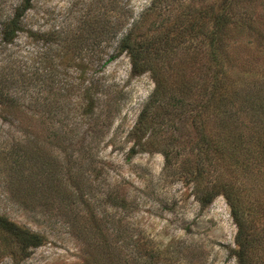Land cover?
I'll return each instance as SVG.
<instances>
[{
  "label": "rangeland",
  "instance_id": "rangeland-1",
  "mask_svg": "<svg viewBox=\"0 0 264 264\" xmlns=\"http://www.w3.org/2000/svg\"><path fill=\"white\" fill-rule=\"evenodd\" d=\"M21 1L0 0V22ZM219 1L30 0L13 44L0 46V74L11 60L20 72L32 71L38 49L55 58L56 72L42 87L31 86L25 97L31 106L19 121L0 108V214L43 239L26 252L13 244L0 264H87L88 254L89 264H236L230 251L237 228L224 197L200 206L193 184L181 172L183 161L193 160L195 166L197 159L205 160L204 150L191 145L197 131L189 121L164 117L155 128L163 145L138 150L131 129L154 82L147 72L132 73L127 54L109 59L135 22L137 36L165 27L172 34L187 29L186 23L200 22L201 10ZM236 1L235 16L253 21L264 37V0ZM96 27L102 33L97 35ZM200 29L194 28V34ZM202 37L170 43L168 63L178 59L196 70L201 57L192 64L195 54L182 50L184 45L204 50ZM242 38L254 40V35L246 31ZM256 40L255 48L243 47V40L233 52L239 56L237 68L250 70L247 79L254 75L258 81L241 95L252 93L264 102V42ZM243 115L244 131L251 133L254 115ZM205 118V133L214 138L223 132L219 115ZM156 147L168 151L167 167ZM255 176L243 177L242 183L258 187L264 196V182ZM51 177L62 183L56 190ZM256 258L252 264H258Z\"/></svg>",
  "mask_w": 264,
  "mask_h": 264
},
{
  "label": "trees",
  "instance_id": "trees-1",
  "mask_svg": "<svg viewBox=\"0 0 264 264\" xmlns=\"http://www.w3.org/2000/svg\"><path fill=\"white\" fill-rule=\"evenodd\" d=\"M155 1L168 4L171 0H152L151 5ZM29 2L30 0H22L12 15L0 22L2 49L13 44L22 30V15L29 7ZM235 8L236 4L232 5V0H220L211 4L201 10L200 22L186 23L188 28L180 31L181 33L174 30L171 34V29L165 27L166 29L137 36L135 32L138 22H135L121 36L113 50L115 53L109 59L127 54L132 73L147 72L154 82L149 100L131 129V134L138 137L135 143L137 149L147 152L153 151L155 145H163L157 141L155 128L159 127L164 117L171 118L170 122L177 121L180 124L191 122L198 133L197 140L191 145L196 144V150L199 152L204 150L206 157L204 162L197 159L195 166L193 160L183 161L186 166L181 172L186 180L193 184L194 194L200 206L208 205L218 195L224 197L237 228L234 236L235 246L230 251L236 264H252L255 255L257 261L254 263L264 264L262 252L258 253L264 251V224L259 222L264 220V196L258 192V187L254 189L255 186L248 187L242 183L243 177H252L253 173L255 178L264 182V102L249 96L252 93L241 95L246 90L250 91L251 87L254 89L258 81H254V75L247 79V75H251L250 70L247 74L237 68L236 61L239 56L233 52L234 46L243 40L247 43L243 47L252 45L255 48L257 43H253L257 42L256 37L263 42L264 37L262 31L254 28L253 21L235 16ZM198 27L202 29L201 34H194L196 31L193 29ZM96 29L100 28H94ZM96 31L97 35L102 33L98 32L100 30ZM246 31L254 35V40L242 38ZM198 35L203 36L200 43L205 47L204 50L197 51L196 48L184 44L182 50L195 54L191 55L190 63L197 56L201 57L196 70L178 63V59L168 63L166 53L167 48L172 46L170 43L178 41V38L182 43ZM38 50L41 52L35 50V63L30 64L35 65L32 71L20 72L15 61L11 60L0 74V108L16 121H19L31 106L25 97H29L32 87H42L50 80L51 72H56L53 67L55 58L47 56L41 49ZM257 50H260V45ZM9 57L12 58L11 54L8 59ZM262 75L264 76V70ZM209 113L219 115V126L223 130L214 138L211 133H205V115ZM243 113L254 115L249 120V126H254L252 130L248 126L251 133L244 131L247 128L243 124ZM159 132L160 130L157 134ZM156 151L163 153L167 167L170 161L168 151L159 150L157 147ZM21 155L25 158V153L22 152ZM50 179L55 190L62 185L56 178ZM75 188L77 186L74 190ZM77 191L78 189L75 190ZM94 217L96 219V214ZM96 222L99 221L96 219ZM98 226L100 227L99 223ZM42 239L39 233L0 214V256L9 253L15 243L26 252L29 248L41 244ZM107 245L109 246L108 243ZM134 246L138 249L137 243ZM134 255L138 260V250ZM89 256L91 255L88 254L87 264L93 261ZM118 262L120 263V258Z\"/></svg>",
  "mask_w": 264,
  "mask_h": 264
}]
</instances>
